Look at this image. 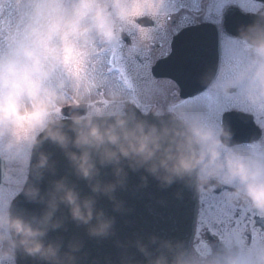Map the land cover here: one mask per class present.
<instances>
[{
	"label": "clouds",
	"instance_id": "obj_1",
	"mask_svg": "<svg viewBox=\"0 0 264 264\" xmlns=\"http://www.w3.org/2000/svg\"><path fill=\"white\" fill-rule=\"evenodd\" d=\"M155 8L153 0H0V161L30 166L35 183L24 195L41 205L38 213L13 212L0 199V264H16L18 254L35 264H83L88 254L82 236L50 233H68L71 222L90 238L116 237V215L99 201L124 214L125 202L116 193L127 190L130 172L146 174L140 186L149 176L162 188L183 183L205 192L227 185L229 202L264 218V152L240 150L222 125L198 117L165 121L157 112L158 122L150 123L125 112L113 94L107 109L89 99L82 85L89 60L97 52L111 53L133 30L137 35L126 54L137 53L152 32L137 20L154 18ZM235 39L245 58L217 87L227 95L242 86L243 98L262 110L264 18L241 28ZM66 107L84 110L62 118ZM45 141L61 151L70 172L41 190L45 173L56 177L50 154L37 151ZM114 244L118 264H264V245L245 260L230 251L193 257L181 241L154 233Z\"/></svg>",
	"mask_w": 264,
	"mask_h": 264
},
{
	"label": "flooded vegetation",
	"instance_id": "obj_2",
	"mask_svg": "<svg viewBox=\"0 0 264 264\" xmlns=\"http://www.w3.org/2000/svg\"><path fill=\"white\" fill-rule=\"evenodd\" d=\"M154 18L137 20L151 29V40L133 55L126 54L133 30L122 37L106 56V86L103 99H91L96 107L107 109L110 94L126 112L134 107L144 115L198 117L222 125L231 134L230 143L242 151L264 152V109L257 110L244 98L242 86L232 87L225 95L220 85L229 80L233 68L245 58L235 39L239 30L264 18V0H153ZM204 28L199 38H188L181 48L175 37L184 30ZM164 60L167 72L161 71ZM5 164L0 183V199L11 203L22 188L28 166L20 176L6 182L12 167ZM7 185V186H6ZM15 190L17 193L13 196ZM231 189L219 185L197 192V209L191 247L198 257L205 251L233 252L245 260L254 258L264 245V218L250 208L231 203L226 193Z\"/></svg>",
	"mask_w": 264,
	"mask_h": 264
},
{
	"label": "water",
	"instance_id": "obj_3",
	"mask_svg": "<svg viewBox=\"0 0 264 264\" xmlns=\"http://www.w3.org/2000/svg\"><path fill=\"white\" fill-rule=\"evenodd\" d=\"M205 32L204 28H195L184 30L178 34L175 39L176 47L181 48L184 41L188 38H199ZM167 61L164 60L161 71L167 72ZM83 107L64 109L66 118L70 114L82 113ZM126 112L134 113L138 119L148 121L150 123H157L156 115H144L134 107H129ZM172 116H160V119L168 121ZM50 154V158L55 162L56 177H52L45 173L44 179L40 181V188L43 190L49 180L58 178L70 172L67 162L64 159L61 151L53 144L45 141L42 146L37 149ZM35 156H33V162ZM107 171V170H105ZM5 164L0 161V183L4 176ZM146 175L145 173H129L128 188L126 191H117L116 196L123 200L127 211L124 214L111 213V205L109 202L101 198L99 206L104 207L110 214L116 215L115 232L116 237H109L105 239L90 238L85 235L84 228L81 226L77 228L71 222L68 223V233H50L51 236L56 235H70L77 233L83 237L84 248L83 252L88 254L87 260L83 264H92L93 261H98L99 264H106V260H110L111 264H118L119 249L115 247L114 240H125L131 238L133 234H149L154 233L165 238L181 241L184 249L188 252L191 247L194 223L197 209V191L195 188L186 187L183 183H174L169 187L162 188L158 182L151 176L147 178V183L141 185L140 177ZM110 178V176L108 177ZM70 179H75L70 176ZM35 183L34 175L28 166L26 180L18 192V194L11 201V208L13 212L28 211L39 212L41 205L31 203L24 195V189ZM78 186L82 193H87V188L83 181H78ZM16 264H35L30 258L17 255Z\"/></svg>",
	"mask_w": 264,
	"mask_h": 264
},
{
	"label": "rangeland",
	"instance_id": "obj_4",
	"mask_svg": "<svg viewBox=\"0 0 264 264\" xmlns=\"http://www.w3.org/2000/svg\"><path fill=\"white\" fill-rule=\"evenodd\" d=\"M106 56L104 52H97L90 60L88 63V72L85 75L82 85L87 88L88 93H89V99H103L104 100V94L102 92L103 87L106 86V68L107 65L106 63ZM12 167L11 174L9 175L8 179L6 182H13L15 178L20 176L21 173V168L26 167V166H17L15 164H10ZM7 186V185H6ZM7 187H4L3 190L4 192L6 191ZM9 191V190H7ZM18 190H15L12 194L9 191V195H6L8 198L13 196V194L17 193ZM3 191L0 193L3 194ZM10 196V197H9Z\"/></svg>",
	"mask_w": 264,
	"mask_h": 264
}]
</instances>
